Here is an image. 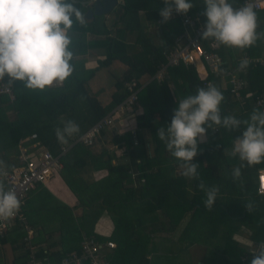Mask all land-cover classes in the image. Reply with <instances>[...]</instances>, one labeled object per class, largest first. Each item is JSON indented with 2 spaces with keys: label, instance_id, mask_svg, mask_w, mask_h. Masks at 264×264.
<instances>
[{
  "label": "trees",
  "instance_id": "obj_1",
  "mask_svg": "<svg viewBox=\"0 0 264 264\" xmlns=\"http://www.w3.org/2000/svg\"><path fill=\"white\" fill-rule=\"evenodd\" d=\"M87 1L89 0H70L82 14V19L73 16V27L69 32L72 41L70 51L75 56L76 52L73 50L77 51V40L79 43L84 42L87 35H92L103 39L90 40L86 47L81 46L77 55L82 54L81 51L85 52L89 44V48H103L106 57L100 61L96 69L86 71V76H83L80 71L81 65L75 62L74 57L71 61L73 74L60 87L32 91L26 89L22 82L13 83L14 100L10 101L7 96L0 98V161H3L5 168L12 169L17 164L15 160L19 147L31 143L32 145L38 143L36 148L46 149L52 155L59 156L62 145L70 146L75 138L81 136L114 107L125 101L129 95L126 84L133 80L138 81L142 76L153 77L158 68L167 62L165 55L174 48L175 39L183 32V26L178 18L172 16L168 22L163 21L160 16V11L165 7L163 0H123V3L116 8V10L120 9V14H117V23L114 26L116 29L112 30L105 27V16H94L90 20L84 18L86 11L92 8L91 5L81 4ZM190 2L193 8L187 14L191 17L201 14L203 22H206L203 18L204 0H190ZM229 3L234 8H238L242 0H229ZM256 14L257 32L264 33V10ZM147 24L157 27L158 37L155 34L147 35L145 32ZM131 37L135 39L134 45H127L126 39ZM156 38L159 39L158 43H155ZM262 38L243 50L220 45L219 54L224 61H228L227 57L234 61L239 54H245L252 59L262 58ZM211 41L202 39L204 49L212 50L209 45ZM135 48L139 50L136 51ZM130 49L134 50L132 54L127 53ZM114 62L123 64L126 70L121 78L116 80L115 92L110 96V103L105 105L101 100L102 97L97 95L98 92H92L89 81L99 69L108 67ZM77 65L80 69H77ZM244 78L246 81L242 91L244 111L241 110L240 115L234 116L241 121L248 119L253 109L257 108L252 106L253 100L255 101L257 97L264 98V65L250 64ZM2 81L6 82L7 78ZM206 82H210L224 96L220 106L221 115L231 116L230 112H225V108L230 106L231 98L229 87L224 85L225 81L210 73H201L195 65L186 67L179 64L168 68L167 78L163 82L152 80L144 87L140 85L138 100L132 107L136 122L134 134L129 130L123 134H113L111 138L114 146L118 145L122 151L120 156L123 159L116 162V165L112 164L113 157L107 155L105 151L97 157L91 153V147H94L97 141L104 139L105 131L96 138L93 146L87 147L77 143L59 157L63 164L60 177L79 200L83 213L79 218L69 215L61 221L58 232L63 236L64 249L51 251V248H58L59 245L47 243L48 251L51 250L46 257H49L52 263H58L67 254L78 251L79 246H76L80 242H77L78 238L83 233L91 234L92 227L104 212L108 213L113 224L112 234L109 238L97 237V239L115 242L116 248L107 255L111 264H150L147 257L157 248L154 241L156 235L177 230L187 213H191V216L181 231L180 240L188 238L187 229L191 225L197 224L200 228L206 224L204 222L206 213L212 215L209 218L211 225H207L208 228L222 226L227 229L228 234L221 245L222 248L224 247L223 250H220L219 244L216 246L221 257L210 262L205 260V264H239L243 255H247L249 263L251 262L250 255L245 254L231 236L242 224L250 229L254 241L264 242V194L257 193L256 182L250 178L248 172L244 171L246 167L241 169L242 174L237 183H232L227 171L238 156L226 157L223 153L224 145H233L236 138L242 134L244 126L231 131L219 127V135H215L216 140L202 154L211 160V167L206 176L213 181V186L219 188L222 195L220 201L218 197L216 198L218 201L211 211L204 207L205 195L199 200L200 202H197L194 200L196 196L189 193L187 188L195 180H189L183 175L178 178L173 177L171 173L173 157L157 136L158 128L171 122L175 101L178 103L181 98L195 94L198 88H207L208 86L204 85ZM258 109L264 111V107ZM8 113H11L10 118ZM243 113L245 115L247 113V117ZM67 121H74L80 131L71 137H66L67 143H62L57 139L54 130L57 127L62 128ZM32 135H36V138L31 139ZM165 152L169 156L165 157ZM224 161L229 164L225 162L222 168ZM236 166L238 165L234 164L230 168ZM86 167L106 170L108 175L103 179L105 181L102 180L98 184L82 182L78 176ZM135 173L139 174L135 179L136 187L133 185L134 179L131 178V174ZM41 185L43 184L38 187ZM194 185L196 186V183ZM249 203L252 204V209L247 211L245 204ZM30 204L26 202L25 213ZM222 212H233L232 218L235 220L233 222L222 220L224 216L222 218L218 216ZM217 216L218 219H214ZM163 219L166 221L164 222ZM13 233L15 234L13 242L16 245L18 243L24 245L21 231L16 229ZM207 233L214 234L211 230ZM196 236L200 235L195 234V239ZM165 240L170 241V254L173 256L183 254L181 253L184 251L183 248L179 251L181 248H176L171 239ZM191 244L193 243L186 244L185 248H189ZM41 250V255L44 256V251Z\"/></svg>",
  "mask_w": 264,
  "mask_h": 264
},
{
  "label": "clouds",
  "instance_id": "obj_2",
  "mask_svg": "<svg viewBox=\"0 0 264 264\" xmlns=\"http://www.w3.org/2000/svg\"><path fill=\"white\" fill-rule=\"evenodd\" d=\"M160 11L164 22L173 13L187 14L193 4L190 0H163ZM206 23L203 40H212L216 46L237 49L251 47L264 36L258 33L257 14L249 3L234 8L229 0H204ZM73 16L82 19L81 12L70 0H0V81L22 82L26 89L44 91L63 85L73 74L69 32L73 27ZM247 67V60L240 68ZM222 93L213 85L198 88L195 94L175 101L171 122L158 128L157 136L166 150L175 158L182 175L190 180H199L198 187L205 193L204 207L211 211L219 188L208 187L200 179L198 141L203 142L208 129L223 127L229 131L244 126L234 141L233 156L240 164L233 168L235 180L241 177V169L264 162V111L254 108L249 118L239 120L234 116H222ZM55 135L62 143L66 137L77 134L80 129L74 121L55 128ZM7 175L0 161V177ZM20 201L14 190H5L0 179V219H9L20 209ZM246 210L252 204H245ZM260 251L252 254L251 264H264V243Z\"/></svg>",
  "mask_w": 264,
  "mask_h": 264
},
{
  "label": "crops",
  "instance_id": "obj_3",
  "mask_svg": "<svg viewBox=\"0 0 264 264\" xmlns=\"http://www.w3.org/2000/svg\"><path fill=\"white\" fill-rule=\"evenodd\" d=\"M119 4L115 7V9L109 13L108 15L105 16V27L109 30L114 29L115 25H116V21H117V16L114 15V11L116 10V8L123 3V0H118ZM206 7V6H205ZM198 14H200L198 12ZM201 18L202 15L200 14ZM203 18L206 21V17L203 15ZM89 20V19H87ZM116 29V28H115ZM145 32L147 33V35H153L155 34L156 37L159 36V31L157 29V27H155L154 25L151 24H147L146 25V29ZM262 38V36H261ZM98 39H103V38H99V37H95L92 35H87L86 38L84 39V42H80L79 40H77L76 45H77V51L73 50L74 52H76V55L74 56L75 58V62H78V64L81 65V69L80 71H82L83 76H86V71L89 70H93L96 69L99 66L100 61H103L106 57V52L104 51L103 48H89V44L88 47L86 48V51L83 52L81 51L82 54H78L77 52L80 50L81 46H85L87 45V43H89L90 40H98ZM134 38H128L126 39V44L127 45H134ZM159 39L156 38V42L158 43ZM262 42V50H263V57L264 58V38L261 39ZM136 51H138V48H135ZM234 49V48H232ZM132 51H134L133 49H130L129 51L127 50L128 54H132ZM242 55L245 54H239L237 57H235L234 61H232L230 59V57H227L228 63H230L231 65H233L235 63V60L239 57H241ZM201 65V64H200ZM199 65V63L196 65V67L200 70L201 73L205 74L206 69L201 68V66ZM77 69H80L79 65H77ZM105 70L106 75L108 77H110L111 79L114 80V82H112V90H107L105 88H107V86H105V83L100 84L99 87H97V77H100V71ZM126 70V66H124L123 64L119 63V62H114L113 64H111L108 67H105L103 69H99L93 77H91L89 83H90V88L93 89L92 92L93 93H97V95H100L101 100L103 101V103L105 105L110 103V96L115 92V82L116 80L120 79L123 72ZM204 71V72H203ZM152 81V77H147V76H142L138 82L141 85V87L146 86L147 84H149ZM99 85V84H98ZM226 85V83L224 84ZM62 85H56L54 87H60ZM228 86V85H226ZM93 87V88H92ZM105 94H107L108 96H106ZM231 97V95H230ZM241 110L244 111V109L240 108L239 106L236 105V102L234 101V99L231 97L230 98V106L225 108V112H230L231 116H235V115H240L241 114ZM133 112H125L124 114L120 115V119H118L116 121V127L113 128L114 130V134L116 135L118 133V131H125L128 132L129 130L132 129H136V122L135 119L133 118ZM11 113H8V117L10 118ZM243 115H245V113H243ZM245 117H247V113L245 115ZM249 118V117H247ZM246 120V119H245ZM110 132H106L104 139H101L100 141L96 142L95 147H91V153L96 155L102 153L105 151V153L108 155L110 154L112 158V164L116 165V162L121 161L123 159V157H121L120 155H122V151L118 148V145H115L116 148H114V144L111 140V135ZM123 134V133H120ZM218 134L219 135V128L217 130H213V129H209L207 130V134L203 140V142H199L198 141V155L195 159L194 162L198 163L200 166L198 168V172H199V176L200 179H202L204 181V183L208 186V187H213L214 183L213 181L209 180L208 177L206 176V174L209 171V168L211 167V160L209 157L202 155L206 149H209L212 144L214 143L215 139V135ZM108 137V138H106ZM219 141V140H218ZM31 144L26 145L30 146ZM67 145V144H66ZM66 145H62L60 147V152H61V148L65 147L67 150L66 152H68L70 150V146H66ZM233 145H224V155L226 157L229 156H233L232 154V150H233ZM31 148V147H29ZM65 152V153H66ZM60 154L58 157H60ZM202 155V156H201ZM169 156L168 153L165 152V157ZM1 157V155H0ZM11 157V156H10ZM77 158V157H76ZM225 162L227 163V161H224V163L221 165V167L223 168L225 165ZM61 163V162H60ZM241 162L240 160L237 158V160L230 164L229 168H228V177L229 179H231L232 183H237V180H235L233 178V175L230 174V172H232V168H230L231 166L235 165H239ZM229 164V163H227ZM172 170L171 173L173 174L174 178H178V176L182 175V170L179 168V164L178 162L175 160V158L173 157L172 159ZM62 168L56 172H61V170L63 169V164L61 163ZM246 169H244L245 173L248 172V174H250V178H252V180L254 182H256V178H257V174L259 171L264 170V162H262L261 164L252 166V167H247L245 166ZM137 172V171H136ZM108 175L106 170H94L93 168L90 167L89 170H87V168L83 169L82 172L80 173V175L78 176L79 179L82 182H86L88 184H98L100 183L104 178H106ZM136 177L134 178V176H132L131 174V178L134 179V187H136V182L135 179L139 176V174L135 173ZM78 179V180H79ZM190 180V179H189ZM105 180H103L104 182ZM199 180H195V182H191L189 185L190 187H188V191L190 194L194 195V197L196 196V198L194 199L195 201H199L201 200V198L205 195V193L203 191H201L198 187L199 184ZM196 183V186L194 185ZM198 190V191H196ZM196 191V192H195ZM191 195V196H192ZM217 197L219 198L218 200L220 201L222 198V195L220 194V192H218ZM193 198V197H190ZM206 199V197L204 198V200ZM203 200V202H204ZM216 199L215 204L218 201ZM27 202H30L31 204L28 205L27 209H26V213L24 211L23 208V213L24 216L26 218V225L31 229V234L30 236H28L24 226L20 223H15L14 227L8 231V233H6V237L5 240L2 241L1 238L0 239V264H27V255L29 254V249L33 248L34 251L36 252V257L40 260H46L47 264H57V263H52L50 261V259H48L49 257H46V254L50 253V250H60L61 248L64 249L63 247V243L62 240L63 236L60 235V233L58 232L59 227H60V223L61 221H63L66 217H69V215L74 216V218H79L80 215L83 213V210L80 206V202L79 200L76 198V196L74 195L73 192L70 191V189L67 187V185L64 183V181L61 178H51L46 184L41 185V187L36 188L35 190H33L30 195L29 198L27 200ZM200 202V201H199ZM222 203V202H221ZM220 203V205L222 206V204ZM204 204V203H203ZM224 210V209H223ZM106 214V216L108 217V219H106L107 221L111 219L108 216V213L104 212ZM225 213V212H224ZM27 214V215H26ZM221 214V213H220ZM33 215V217H32ZM104 215L102 214V217ZM191 216V213H187L186 216L182 219V221L180 222V226H179V234L177 235L178 240H172L175 243V247H179L181 249H179V251L183 249H185L186 244L188 243H193L189 246L188 250L186 252H184L183 254H178L176 255V258L179 259L180 255H184V257L182 258V260H180L179 263H175V264H205V259L206 257L204 255H208L210 253H214L216 251V246L213 248V245H210L209 247L206 248L207 246V239L209 237H215V236H210L207 234L208 230L205 231L204 227L202 226L199 228V225H195L194 227H192V225L189 228H192L194 230H196L195 233H192L189 231V236L186 240V242H184L182 239L180 240L179 236L181 234V231L184 229L185 226H183L184 223H187L189 218ZM205 221H210L209 218L207 217V213L204 215ZM222 216H224L225 220H230V218H232L233 214L232 213H225L222 214ZM222 216L220 215L219 217L222 218ZM225 216H227L228 218H226ZM238 216V215H237ZM102 219L105 218H100L97 220V222L95 223V225L92 227V233L89 235L95 236V237H100V238H109L112 234V229H113V225L110 226V228H102V226L100 225V221ZM164 221V219H163ZM166 221V220H165ZM164 221V222H165ZM171 221V220H169ZM239 220H237L238 222ZM109 222V223H110ZM220 227H221V231H220ZM219 228H215L214 229V234H219L220 233V237L225 238L226 235L228 234L227 231L226 232H222L225 230L224 227L220 226ZM16 229H18L19 231H21V233L23 234V243L24 245L21 244H15L13 242V240L15 239V234L13 233ZM200 230V236L197 237V240L195 239V234H197V230ZM206 232V234H205ZM222 232V233H221ZM163 234V233H162ZM165 234V233H164ZM84 235H87L85 233L82 234V236H80L77 240L81 242L82 237ZM167 238V237H166ZM175 238V239H177ZM232 240L238 245L239 248L243 249L245 251V254L248 253L250 255V258L252 259V254L253 253H257L259 252L260 249V245L264 242H260L257 243L256 241L253 240L252 238V232L250 231V229L246 228L244 225H240V227L237 229V231H235L232 236H231ZM171 239V238H169ZM183 241L180 243V241ZM46 241V242H44ZM80 242H78L76 244V246L78 247V251H73L71 253H79L80 251ZM47 243L50 244H57L59 245L58 248H51L48 251V247H47ZM222 243V242H220ZM219 243V245H220ZM62 246H61V245ZM161 245H157V247H159ZM54 247V246H53ZM203 247V250H202ZM71 248V247H69ZM206 248V250H205ZM43 250V254H45L44 256L41 255L40 250ZM66 249V247H65ZM41 250V251H42ZM205 250V251H204ZM213 250V251H212ZM48 251V252H47ZM70 253V254H71ZM182 253V252H181ZM190 254L191 256H193L194 254H197L199 256H195V258L190 256H185V254ZM69 255V254H67ZM66 255V256H67ZM65 257V256H64ZM108 259V257H107ZM147 259L150 261L151 263V255L147 257ZM249 257L247 255H243L240 258V262L239 264H248L249 263ZM251 263V262H250ZM249 263V264H250Z\"/></svg>",
  "mask_w": 264,
  "mask_h": 264
},
{
  "label": "built area",
  "instance_id": "obj_4",
  "mask_svg": "<svg viewBox=\"0 0 264 264\" xmlns=\"http://www.w3.org/2000/svg\"><path fill=\"white\" fill-rule=\"evenodd\" d=\"M246 2L253 6L255 12L264 10V0H242L239 7ZM172 16L180 20L183 32L175 39L174 48L165 55L167 62L158 68L152 80L158 83L163 82L167 78V70L170 67H175L179 64L186 67L190 65L196 66L199 63L206 69L207 73L225 81L232 98L238 102H243L242 91L246 86L244 76L247 69L250 64L264 65V58L252 59L247 55H242L231 65L228 61L222 59L219 54V46H216L213 41L209 43L212 50L204 49L202 32L206 22H203L199 15L191 17L188 14H177L174 12ZM244 59L247 60V67L241 69L240 62ZM210 84V82H206L204 85L208 86ZM12 85L13 83H9L8 80L6 82L0 81V98L7 96L10 101L14 100ZM126 87L129 95L125 101L114 107L110 113L93 124L81 136L75 138L70 147L77 143L87 147L93 146L96 138L103 131L116 127V121L120 119L121 114L132 112V107L138 100L140 84L138 81L133 80L126 84ZM253 103L255 107H264V98L257 97ZM124 132L118 131L117 134ZM131 132L134 134V129ZM35 138L36 135L31 136V139ZM36 147H38V143L27 147L26 145L19 147V153L15 160L17 164L12 169L4 167L7 175L0 177L5 184V190H14L21 204L15 216L9 219H0V239L14 227L16 222L22 224L28 236H30L31 229L26 225V218L23 213V208L29 195L31 191L38 188V185L46 184L53 177L54 172L62 168L58 156L52 155L46 149ZM33 148L38 150L32 151L31 149ZM66 150L65 147H62L61 154L65 153ZM132 176L136 177L135 174H132ZM141 182H143V179H141ZM256 185L257 193L263 195L264 170L258 172ZM115 248V242L112 240L100 241L95 236L84 235L80 242L79 253H71L63 257L57 264H111L107 259V255ZM27 264H47V262L46 260L38 259L34 249L30 248L27 255Z\"/></svg>",
  "mask_w": 264,
  "mask_h": 264
},
{
  "label": "rangeland",
  "instance_id": "obj_5",
  "mask_svg": "<svg viewBox=\"0 0 264 264\" xmlns=\"http://www.w3.org/2000/svg\"><path fill=\"white\" fill-rule=\"evenodd\" d=\"M117 14H120V9H118V10H115L114 11V15H116L117 16ZM101 73H100V77H97V80H96V82L99 84H97V87H99L100 86V84H102L103 85V83H105V86H107V88H105V89H107V90H112L113 88H111L112 87V82H114V80L113 79H111L110 77H108L107 75H106V72H105V70H103V71H100ZM93 88V87H92ZM94 89V88H93ZM92 89V90H93ZM106 96H108L107 94H105ZM242 96H243V94H242ZM232 97V96H231ZM234 99V98H233ZM251 99H254V98H252L251 97ZM234 101L236 102V105L237 106H239L240 108H244V100H243V102H238V101H236L235 99H234ZM254 101V100H253ZM253 103V102H252ZM253 107H255L254 106V103H253V105H252ZM257 108H261V107H257ZM111 131V133H110V135H111V137L113 136V132H114V130L113 129H110V130H106L105 132H110ZM95 147V146H94ZM87 168V170H89L90 169V167H86ZM54 177L53 178H61L60 177V173L59 172H54V175H53ZM232 214H233V216H234V213L233 212H231ZM222 214H224L223 212H222ZM222 214H218V216H222ZM103 217H102V214H101V218H105V219H102L101 221H100V225L102 226V228L104 229V227L105 228H110V226H112L113 224H112V222H110V220L109 221H107L106 219H108V217L106 216V214L105 213H103ZM218 216L216 217V218H214V219H218ZM232 216V217H233ZM207 217L208 218H211L212 217V215H210V214H207ZM226 218H228L227 216H225ZM204 218H205V216H204ZM229 219L231 220V222H233V220H235V218H230L229 217ZM222 220H224V221H226L225 219H222ZM201 221H203V220H201ZM110 222V223H109ZM206 224L204 225L205 226V231L206 230H208V231H214V229H215V227L214 226H209V228L207 227V225H211V221H204ZM186 225V223H184L183 224V226H185ZM195 225H192V227H194ZM179 226L177 227V230H175V231H173V232H165L166 234H159V235H156V238L154 239V241H155V243L158 245H161V246H159V247H157L156 248V250H154V251H152V253H151V263L150 264H175V263H179L180 262V260H182V258L184 257V255H180L179 256V259H177L176 258V256H173V254H170L169 253V248L171 247V245H170V241L168 240H165V239H167V238H171V240H175V241H177L178 240V238H177V235H178V231H180L179 229ZM187 231H190V232H192V233H195L196 232V230H194V229H192V228H188L187 229ZM220 231H221V227H220ZM227 231V229H225L224 231H222V232H226ZM221 232V233H222ZM197 234L198 235H200V230L198 229V231H197ZM208 234V233H207ZM209 235V234H208ZM216 235V236H215ZM210 236H215V237H209L208 239H207V246H206V248L207 247H209L210 245H213V248L212 249H214V247L215 246H217V244H219L220 242H225V239L223 238V237H220V233L217 235V234H211ZM167 237V238H166ZM175 238H177V239H175ZM180 241V240H179ZM184 242H186V240H183ZM183 241H180V243L181 242H183ZM196 241H198L197 239H196ZM223 243H220V245L218 246L219 248H220V250L222 249L223 250V248H222V245ZM206 248H205V250H206ZM188 250V248H185L184 249V251L182 252V253H184V252H186ZM202 250H203V247H202ZM204 250V251H205ZM213 251V250H212ZM197 254H194L193 256H191L190 254H185V256L187 257V256H190L191 257V259H192V257L193 258H195V256H196ZM197 256H199V255H197ZM205 257H206V261H215V260H217V259H219L220 257H221V255H219V250H216L215 252H214V254H208V255H204Z\"/></svg>",
  "mask_w": 264,
  "mask_h": 264
},
{
  "label": "water",
  "instance_id": "obj_6",
  "mask_svg": "<svg viewBox=\"0 0 264 264\" xmlns=\"http://www.w3.org/2000/svg\"><path fill=\"white\" fill-rule=\"evenodd\" d=\"M118 0H89L81 2L82 5H91L84 14L85 19H92L94 16H106L119 4Z\"/></svg>",
  "mask_w": 264,
  "mask_h": 264
}]
</instances>
